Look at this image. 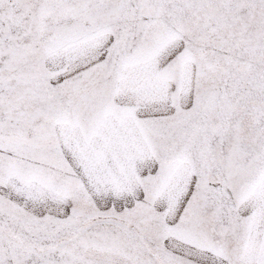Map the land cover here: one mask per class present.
Wrapping results in <instances>:
<instances>
[{
	"label": "snow or ice",
	"instance_id": "snow-or-ice-1",
	"mask_svg": "<svg viewBox=\"0 0 264 264\" xmlns=\"http://www.w3.org/2000/svg\"><path fill=\"white\" fill-rule=\"evenodd\" d=\"M0 264H264V0H0Z\"/></svg>",
	"mask_w": 264,
	"mask_h": 264
}]
</instances>
